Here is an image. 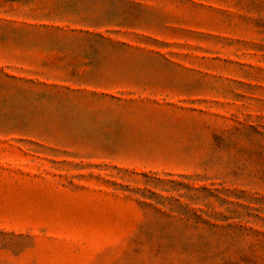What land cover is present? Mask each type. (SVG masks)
I'll return each mask as SVG.
<instances>
[{"label": "rangeland", "instance_id": "rangeland-1", "mask_svg": "<svg viewBox=\"0 0 264 264\" xmlns=\"http://www.w3.org/2000/svg\"><path fill=\"white\" fill-rule=\"evenodd\" d=\"M83 2L0 0V264H264V0Z\"/></svg>", "mask_w": 264, "mask_h": 264}, {"label": "crops", "instance_id": "crops-1", "mask_svg": "<svg viewBox=\"0 0 264 264\" xmlns=\"http://www.w3.org/2000/svg\"><path fill=\"white\" fill-rule=\"evenodd\" d=\"M83 1H85V0H65V6L68 7V8H71V7L75 8L78 5L79 6H81V5L84 6V2ZM107 1L115 2L114 3V9H120L121 5L122 6H129V7H131L133 5H142L143 8H147L148 7V2L149 1H153V0H107ZM86 8H92V7H86ZM148 8H150V7H148ZM92 9H94V8H92ZM92 14H94V15L105 14V15H108V16H114V15L123 16V15H134L135 13H133V12H122V13H120V12H115V11H105L103 13L92 12Z\"/></svg>", "mask_w": 264, "mask_h": 264}]
</instances>
